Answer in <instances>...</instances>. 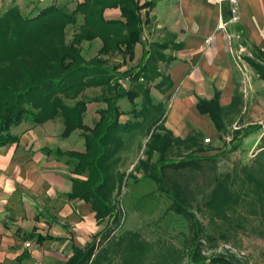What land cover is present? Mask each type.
I'll list each match as a JSON object with an SVG mask.
<instances>
[{
    "label": "trees",
    "instance_id": "trees-1",
    "mask_svg": "<svg viewBox=\"0 0 264 264\" xmlns=\"http://www.w3.org/2000/svg\"><path fill=\"white\" fill-rule=\"evenodd\" d=\"M146 6L138 0H83L73 12L50 5L27 17L13 6L0 14V147L17 141L10 130L24 121L40 125L61 118L62 138L76 130L81 132L83 153L45 152L66 157L73 174L85 175V180L73 181L69 197L89 203L97 224L106 225L84 248L74 247L67 264H246L229 251L227 255L206 252L212 251L218 241L227 247L229 236L239 231L251 230V234L264 236V136L250 164H235L223 173L217 171V164L240 149L245 137L260 131L264 123L237 128L227 142L222 139L227 131L226 117L238 112L241 100L234 95L224 110L215 94L209 101L198 98L196 108L212 121L220 146L204 145L201 133L180 139L165 129L158 117L161 106L151 105L144 88L147 80L143 69L118 74L101 58L114 52L133 57L134 46L140 41V11ZM110 7L119 8L123 22L103 20V11ZM78 13L84 15V24L66 43L65 28L76 22ZM95 38H100L103 46L96 57L86 61L80 44ZM251 54L245 62L264 81V52L254 49ZM122 79L141 85L140 109L135 102L137 89L118 91ZM90 86L101 87V94L85 97L73 107L63 103V98L75 99ZM121 99L128 101L129 112L119 109L117 102ZM89 103L105 105L97 111L99 119L92 128L83 123ZM126 114L132 120L120 123V116ZM149 115L154 129L149 134L145 159L139 160L133 170L155 183L170 201V211L187 223L188 235L181 248L162 240L146 241L132 231L118 236L112 233L118 228L120 216L113 196L121 181L117 166L124 149L123 135L138 125L135 120L144 122ZM199 197L201 202H197ZM101 232H106L104 243L97 247Z\"/></svg>",
    "mask_w": 264,
    "mask_h": 264
},
{
    "label": "crops",
    "instance_id": "crops-1",
    "mask_svg": "<svg viewBox=\"0 0 264 264\" xmlns=\"http://www.w3.org/2000/svg\"><path fill=\"white\" fill-rule=\"evenodd\" d=\"M0 1L9 2L8 8L17 6L23 15L20 5L25 7L30 0ZM138 1L147 6L140 11V41L134 46L133 57L128 59L114 52L101 58L118 74L143 69L147 80L144 88L149 92L151 105L166 107L160 115L162 125L174 137L184 139L201 133L203 141L209 139L217 144L219 133L208 116L198 113L197 99L209 101L217 94L220 107L226 110L234 95L240 97L231 63L245 47L251 48L250 53L254 49L264 52V0H236L238 19L234 22H229L230 18L224 20L223 17L231 16L230 6L218 0ZM82 2L33 0L31 6L37 13L50 5L73 12ZM102 17L104 21L123 22L118 7L106 8ZM221 22L227 23L224 30H218ZM83 24L84 15L78 13L76 22L65 28L66 43ZM102 46L100 38L83 41L81 55L89 61ZM246 58L251 55L243 60ZM119 83V92L137 89L135 102L140 109L141 85H132L128 79ZM100 94L101 87L84 92L89 98ZM126 102H117L124 113L130 111ZM100 104H87L85 126L92 128L98 121L97 111L105 106ZM128 120H132L128 114L119 119L120 123ZM135 121L144 123L141 118ZM152 127L153 124L149 128ZM63 130L61 118L40 125L22 122L10 130L17 141L0 147V264H67L74 247L84 248L100 232L98 227L103 223L97 224L91 205L69 197L73 181L85 180V175L73 174L66 157L45 152H84L81 132L76 130L62 138Z\"/></svg>",
    "mask_w": 264,
    "mask_h": 264
},
{
    "label": "rangeland",
    "instance_id": "rangeland-1",
    "mask_svg": "<svg viewBox=\"0 0 264 264\" xmlns=\"http://www.w3.org/2000/svg\"><path fill=\"white\" fill-rule=\"evenodd\" d=\"M32 4L33 0H30L26 2L25 7H23V4L20 5L23 16L34 17L37 14V11L32 8ZM9 5V2L0 1V14L10 9L8 8ZM67 34L70 38L71 32L68 31ZM250 52L251 48L245 47L243 51L238 53V58L236 56L231 63L236 75L234 80L235 87L242 103L239 112L226 117L227 131L222 139H225L227 142L230 139L232 131L237 128H242L249 124L264 123V83L258 79L255 72L243 60L244 56L251 55L252 57ZM90 88H93V86L85 88L75 99H61L66 106L73 107L76 102L85 98L84 92ZM91 96L93 95L91 94ZM86 97L89 98L88 96ZM124 100L125 102L127 101L126 99ZM165 110L166 107L161 106L158 110V115L164 114ZM150 118L149 115L146 122L130 128L123 135L124 149L120 152L121 158L117 166V172L121 175V181L119 191L113 196V202L120 216L118 228L112 230V233L118 236L124 231H132L138 233L146 241L162 240L175 248H181L184 237L188 235L187 223L182 217L170 211V201L157 190L155 183L143 179L141 173H135L133 170V167L137 165L139 160L145 159L144 152L147 150L146 145L149 134L154 129V127L149 128L153 124V119ZM87 120L89 119L86 118ZM24 122L31 125L27 121ZM262 136H264V128L246 136L240 149L218 161L217 171L223 173L230 170L235 164H250L256 153L260 150V139ZM60 143L61 141L58 145ZM203 144L220 146L221 141L217 144H215V141H210L209 143L203 141ZM155 159L156 157L152 161H155ZM200 198H198L197 202H201ZM105 225L106 222H103L98 229L101 231ZM250 231L247 230L244 233L239 231L238 235L229 236L227 247L224 246L223 242L218 241L212 251L207 250L206 254L227 255V251H229L246 264H264V236L251 234ZM105 234L106 232L99 234L101 236L97 238V247L104 243L103 239L105 236H102ZM214 235L218 237L217 233ZM101 237V242H99ZM207 247L208 245H206Z\"/></svg>",
    "mask_w": 264,
    "mask_h": 264
},
{
    "label": "built area",
    "instance_id": "built-area-1",
    "mask_svg": "<svg viewBox=\"0 0 264 264\" xmlns=\"http://www.w3.org/2000/svg\"><path fill=\"white\" fill-rule=\"evenodd\" d=\"M219 2H225L230 6V20L229 22H234L237 21L238 19V7H237V1L236 0H218ZM227 23L225 22H221L218 25V30H224V27ZM205 143H209L210 140L209 139H205L204 140Z\"/></svg>",
    "mask_w": 264,
    "mask_h": 264
}]
</instances>
